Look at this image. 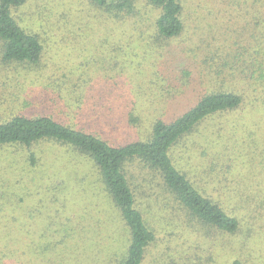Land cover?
Returning <instances> with one entry per match:
<instances>
[{
    "label": "trees",
    "instance_id": "trees-1",
    "mask_svg": "<svg viewBox=\"0 0 264 264\" xmlns=\"http://www.w3.org/2000/svg\"><path fill=\"white\" fill-rule=\"evenodd\" d=\"M56 1L50 6V0H0V68L27 73L42 67L44 41L24 21L57 27L80 19L71 0ZM84 2L92 13L88 19L86 12L83 21L88 19L103 40L114 38L111 51L123 50L122 43L145 42L154 49L198 35L181 51L192 53L186 65H208L210 45L207 34H200L209 10L193 17L188 0ZM240 4L248 44L238 53L245 59L239 65L240 85L227 87L226 78L214 84L212 78L187 105L163 104L147 125L133 100L117 108L118 123H112L118 132L128 130L124 139L109 141L93 127L5 107L9 99L0 90V147L26 150L20 158L0 162V170L16 169L21 162L31 173L43 167L47 180L36 195L49 205L37 210L39 216L29 206L23 234L8 236L13 244H1L5 235L0 234V264H252L249 241L264 245V131L258 129L264 120V0ZM186 65L183 86L190 76ZM8 74L0 78V87L12 80ZM252 111L262 122L249 118ZM228 117L233 119L225 123ZM211 123L217 127L210 129ZM46 145L60 149V158L44 159L40 149ZM33 190L20 180L9 184L0 174V212L31 199ZM103 209L108 220L100 218ZM156 216L167 223L166 230ZM35 219L46 220L43 230L32 229ZM258 249L263 255L264 248Z\"/></svg>",
    "mask_w": 264,
    "mask_h": 264
},
{
    "label": "rangeland",
    "instance_id": "rangeland-1",
    "mask_svg": "<svg viewBox=\"0 0 264 264\" xmlns=\"http://www.w3.org/2000/svg\"><path fill=\"white\" fill-rule=\"evenodd\" d=\"M71 1L78 8L77 15L80 19H77V22L50 27L45 22L24 21V25L37 31L44 41L43 65L36 69L37 71L31 70L27 73H14L8 67L6 72L3 67L0 68V78H4V73H9V78H12L10 81L7 80L6 86L0 87V90L4 91V99H9L5 107L11 105L13 109H23L31 114H49L76 127L88 129L93 127L107 140L117 141V137L124 139L128 135V130L118 132L117 127L112 124L113 120L118 123V107L130 104L133 100L137 101L136 106L141 108L143 121L147 125L151 117L161 113L159 108H163V104L172 101L173 107L187 105L204 91L212 78L216 79L213 80L214 84H217L219 78H226L227 87L233 88L237 85V79L240 77L239 65H242L245 60L244 56L239 57L238 53H241L243 46L248 45L242 29L244 14L239 13L241 0H231L230 6L222 0H188L190 1L188 11L193 17L210 11L202 21L205 27L200 34V37H204L203 32L207 34L205 42H208L210 47L207 53L209 57L207 66L200 62L188 63L190 76L185 86L182 85L180 76L188 62L187 57L192 59V53L183 55L181 46L186 49L187 42L198 40V35H190V39L186 41L176 39L171 42H161L154 49L148 48L145 42L143 45L122 43L123 50L111 51L112 45H116L113 42L114 38L105 41L100 31H92L89 28L87 20L92 12L87 9L84 0ZM53 3H55L54 0H50V6ZM86 12L89 13L88 19L83 21ZM92 19L95 21V18ZM220 20L222 23L214 22ZM213 35L217 39L212 37ZM235 55L237 57L234 58ZM205 73H208L207 77ZM79 77H81V83L77 84L76 79ZM58 83L61 86L55 89L54 85ZM239 85L238 82L236 87ZM179 89L183 93L177 96ZM249 114L250 112L245 115ZM249 118L262 122L258 111H252ZM230 119L233 117H228L225 123ZM208 127L214 129L217 124L211 123ZM258 129L264 131V120ZM258 137L263 140V136L258 135ZM40 150L42 157H45L44 159L48 162L61 156L60 149L51 145ZM24 151L26 150L23 149L22 152L21 149L13 147H0V162L20 158ZM35 171L36 173H31V169L25 167L22 162L17 164L16 169L11 167L10 170H0L3 180L7 183L20 180L22 185H28L30 189L32 186L34 189L31 199H25L16 206L11 203L0 212V234L5 235L1 244H13L8 240V236L18 237L23 234L20 228L30 220L27 218L30 213L29 206L35 208L36 216L40 215L37 212L39 208L44 210L45 206H49L41 202L45 198L39 197V194L36 195L41 188L40 182L47 180H45L47 171L43 167L36 168ZM10 179L13 181L11 182ZM9 187L12 188L13 185ZM137 196L145 209L144 197L139 194ZM150 212L155 214L152 208ZM99 215L100 218L108 220L109 213L106 209L99 212ZM156 220L159 222V228L166 230L167 223L158 216ZM45 221L39 224L38 219H35L36 223L32 225V229L43 230ZM105 224H108L107 221ZM24 227L26 228V225ZM17 244L16 241L15 245ZM258 248H264L259 239L249 241L247 253H250L249 258L252 264H264V254L261 255ZM37 264H44V262Z\"/></svg>",
    "mask_w": 264,
    "mask_h": 264
}]
</instances>
